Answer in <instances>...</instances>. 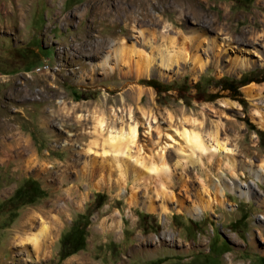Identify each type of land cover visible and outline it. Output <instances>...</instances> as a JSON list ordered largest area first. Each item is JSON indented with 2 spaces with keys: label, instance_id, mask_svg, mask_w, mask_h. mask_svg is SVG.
Here are the masks:
<instances>
[{
  "label": "rangeland",
  "instance_id": "obj_1",
  "mask_svg": "<svg viewBox=\"0 0 264 264\" xmlns=\"http://www.w3.org/2000/svg\"><path fill=\"white\" fill-rule=\"evenodd\" d=\"M193 27L229 39L231 61L190 49ZM263 43L264 0H0V264H264ZM235 54L250 64L230 70ZM129 123L135 142L111 153L103 139ZM222 188L224 205L193 210ZM53 206L61 224L34 254L21 243Z\"/></svg>",
  "mask_w": 264,
  "mask_h": 264
},
{
  "label": "bare ground",
  "instance_id": "obj_2",
  "mask_svg": "<svg viewBox=\"0 0 264 264\" xmlns=\"http://www.w3.org/2000/svg\"><path fill=\"white\" fill-rule=\"evenodd\" d=\"M117 11H118L117 12L118 15L126 13V12H129V14H134V10H133L132 7H130V10H129V8H127V7L120 6V7H118ZM99 12L103 13V14H106V16L108 14V11L106 9H103V8L100 9ZM129 16L132 17V15H129ZM132 27L138 29L135 25H133ZM190 31L192 32V34H194L193 37L189 41L190 49L198 50V47L200 46V44L205 43L207 45V47H206L207 50L208 51L210 50L211 54L214 55L217 60L219 58H220V60H223V59L224 60H228V61L230 60V58H229L230 54L229 55L227 54V48L230 47V45H231V41L229 39H227L226 37H219V36H213V37H208L207 38L206 36H204V34H200L198 32V30H195L194 27L191 28ZM152 41L153 40L149 39V40H147V43L152 46ZM173 41H175V40H173ZM143 42L146 43L145 38L143 39ZM263 45H264V43H263ZM108 46H109V44H108ZM111 46H113V45H111ZM182 48L184 49L183 46H182ZM114 50H115V53H117L119 55V57L121 59V62H123L124 64L127 63L126 62V58L129 57L131 53H133V52L137 53V51H138V50H136L134 44H132V43H130L128 41L126 36H124L123 38L118 40V45L114 48ZM167 55H169V54H167ZM142 57L145 58L143 55H142ZM142 57L140 56L141 59H143ZM161 58L163 59V55H162ZM238 59H240L239 62H238ZM166 60H167V62H166L167 65H168V63L177 61L176 58H174V57H172L170 55L168 56V58ZM152 61H153L152 58L150 56H147L145 58L144 62L141 63L142 65L140 64L141 66L138 67L139 72L140 73H144V74L147 75V73L150 71V67H151V62ZM238 63L241 66L250 64L247 59H244V58L242 59V57L239 58V55L235 54L233 56V62L231 63V65H229V69L230 70L233 69L235 66H237ZM202 66L203 65H201V67ZM245 93L250 98L257 96V93L254 92V89H253L252 86L246 87ZM96 121H97L98 127H102L103 126V120L101 118H98ZM137 135H138L137 124L136 123H133V124L129 123V125L127 127V131H126L125 136H124L125 140L122 138V136H119V135L117 136L116 134L108 135L103 140L105 141L106 146L108 147V150L111 151V153H116L117 154L123 148L122 147L123 146V142H125L126 145L124 144V146L126 147V146H128V144L135 142V140L137 138ZM181 135H182V138H183L184 143H185L184 145L187 148H190V149H192V148L203 149L204 145L202 143L201 136L199 135L197 130L183 128V130L181 131ZM166 136L168 138H172V135L169 134V133H166ZM167 137H166V140L164 141V143L161 145L160 151L164 152L165 151L164 149L167 148V146L169 144V140L167 139ZM224 145L225 144H221V145L219 144L218 146H219V148L225 149L227 152H229L228 148H226ZM163 152H162L161 156L163 155ZM153 169H155V168H153ZM254 171H255V175L257 176V178H260V179H262L264 181V177H263L264 176V171H263V169L262 168H257ZM226 183H227L226 184V188H228V189H236V190H238L240 192V194H245L246 196L249 195L250 190H251V186H252L251 184H245L244 182L241 183V182H237L235 180L234 181L228 180ZM213 184H215V183H213ZM204 191L205 192H209L208 189L204 190ZM220 192H221V194H220L221 197L220 198H217L218 196L217 197L210 196L209 193H208L209 197L208 198H204L202 196L203 195L202 193H204V192L201 191V197L199 198L200 202L198 204V208L195 207V208H193V210H196V212L199 211L198 209L205 210L208 207H211L214 203L215 204H219V205H224L225 204V199H224L225 189H223V188L220 189ZM131 201H135V198H131ZM263 203H264V198L261 199L259 205H262ZM66 207H67L66 203L59 202L58 203V207H57L56 210H57V212L63 213L64 210L66 209ZM53 208H55V207L54 206L50 207V209H45L43 207V208L40 209V211H41V213L39 214L40 216L38 215V217H39L38 221H40V227H39L38 231L36 230V232L34 231L32 234H29L25 238L24 242L21 243V245H23V246H25L27 244H31L32 245V250L31 251L34 252V254H37L38 250L43 245V243L41 244V241H40L41 238H44L46 240L47 239H51L50 235L61 224V222L59 221V217L56 214H54V213H50ZM143 208L146 211H148V212H155L156 211V207L153 206V204L151 202H148L147 204L144 203ZM158 208L160 209V211H165L166 210L165 203L163 202V203L159 204ZM45 217H49L52 220L53 223H51V224L48 223V221L45 219ZM260 217L264 221V214H262ZM31 220L32 219H30V218L25 219L22 222V226L28 225L31 222H33V220L32 221ZM263 230H264V228L263 229L259 228L257 232H258V235L264 241V233H262Z\"/></svg>",
  "mask_w": 264,
  "mask_h": 264
},
{
  "label": "trees",
  "instance_id": "obj_3",
  "mask_svg": "<svg viewBox=\"0 0 264 264\" xmlns=\"http://www.w3.org/2000/svg\"><path fill=\"white\" fill-rule=\"evenodd\" d=\"M156 90H160L159 89V86H158V84H156L155 82H149Z\"/></svg>",
  "mask_w": 264,
  "mask_h": 264
}]
</instances>
